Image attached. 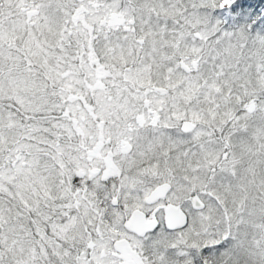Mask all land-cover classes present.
<instances>
[{"label": "snow or ice", "instance_id": "snow-or-ice-1", "mask_svg": "<svg viewBox=\"0 0 264 264\" xmlns=\"http://www.w3.org/2000/svg\"><path fill=\"white\" fill-rule=\"evenodd\" d=\"M0 264H264V0H0Z\"/></svg>", "mask_w": 264, "mask_h": 264}]
</instances>
